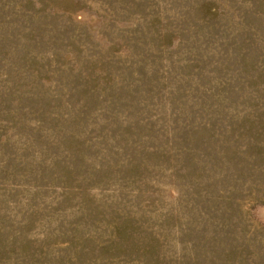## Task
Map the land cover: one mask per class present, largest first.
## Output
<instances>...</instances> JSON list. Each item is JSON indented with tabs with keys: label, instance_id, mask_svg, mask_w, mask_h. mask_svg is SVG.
<instances>
[{
	"label": "rangeland",
	"instance_id": "1",
	"mask_svg": "<svg viewBox=\"0 0 264 264\" xmlns=\"http://www.w3.org/2000/svg\"><path fill=\"white\" fill-rule=\"evenodd\" d=\"M0 264H264V0H0Z\"/></svg>",
	"mask_w": 264,
	"mask_h": 264
}]
</instances>
